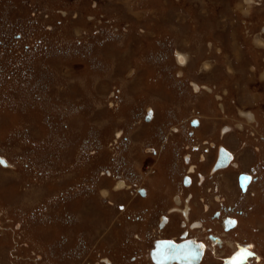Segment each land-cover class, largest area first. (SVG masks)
Instances as JSON below:
<instances>
[{
	"label": "rangeland",
	"instance_id": "rangeland-1",
	"mask_svg": "<svg viewBox=\"0 0 264 264\" xmlns=\"http://www.w3.org/2000/svg\"><path fill=\"white\" fill-rule=\"evenodd\" d=\"M263 75L264 0H0V264H149L182 231L179 212L156 226L180 192L207 229L218 210L240 222L201 264L241 245L264 264ZM218 145L239 170L210 173ZM190 166L206 179L183 189Z\"/></svg>",
	"mask_w": 264,
	"mask_h": 264
},
{
	"label": "flooded vegetation",
	"instance_id": "flooded-vegetation-1",
	"mask_svg": "<svg viewBox=\"0 0 264 264\" xmlns=\"http://www.w3.org/2000/svg\"><path fill=\"white\" fill-rule=\"evenodd\" d=\"M254 116V121L256 119L255 115ZM253 121V122H254ZM252 123V122H251ZM202 126L200 127H196V129L193 130L192 133H190L191 135L195 134V133H199L201 130ZM174 132H178L179 131L177 129H174ZM189 134V135H190ZM222 134L224 136H230L231 134V130L230 128H227L224 130V132H222ZM207 144H209V142H207ZM224 145H218L217 148V154H216V158L213 160L211 166H210V173L211 174H225L228 171L231 170V167L234 169H240V166L238 165L236 158L234 157V155L232 154L231 151L227 150L225 147H223ZM221 149H223V154H228L230 157V160L228 161V163L219 169H216V166L218 164L219 161V157H220V153H221ZM193 150L197 151V148H193ZM155 154V153H153ZM192 157L191 155H184L182 157V161L184 164L186 165H190L192 164L193 161H191ZM227 166V167H226ZM189 171L184 174L182 176L181 179V185L183 187V189H189L191 188V186L196 183L198 185H202L206 179L205 175L203 173L200 172H196L195 171V167H189ZM258 169H256L255 166L250 167L249 171H244V172H239L238 177H236L235 181L237 184V187L239 188L241 194H247L248 192L250 193L251 188L254 187V183H257L259 181L258 178ZM194 178H195V182H194ZM219 183H216V188L217 191L219 192V186H224L227 189V180L224 179V181H219ZM260 184V183H259ZM261 185V184H260ZM135 188V185H132ZM129 189V185H127L125 183V181H118L117 182V189H115L116 192H121ZM132 188V190H129V193L132 196H139L140 198H143L141 200H144L145 198H149V194L148 191L144 188V189H137L135 192V189ZM192 194V193H191ZM191 194H186V201L188 203H190L191 199H192V195ZM109 195V193H108ZM106 197H109V196ZM138 198V197H137ZM189 198V199H188ZM173 202H175L176 207L175 208H169L168 209V213L167 214H161V216L158 218V224L156 223L157 226V230L159 231L158 233L160 234L161 232L163 233L164 229L167 228L170 225L171 219L168 216L169 214H174L176 212L181 213V222H180V226L182 228V231L177 235V237H158V238H153V244H152V248L148 249L149 253L147 252V257H148V263L150 264H156L154 263V261L152 260V256H153V251L156 250V244L159 243H170V244H180L182 245V249L183 251H185L186 255L192 256V254L196 253L198 254V252L200 251V249H202V254H201V258L198 259L200 261H195L192 260L191 264H201L204 259L206 258V256L212 252V254L214 253L217 254V248H222L224 249V245H225V240L224 238H222V234H227L230 231H232L233 229L237 230L240 227V222L239 219L237 217H235L234 215H226L227 213L221 210L215 211L212 213L213 216V220H215L216 222L219 220L221 221V226L222 230L221 233L220 232H216L213 229H207L205 227V224L202 221L199 220H192V217L190 218V211L193 210L192 205L188 204L187 206H184L183 208H179L180 205H182L183 203V198L181 196V192L177 195V196H173ZM217 202H224L223 199L220 198V201ZM222 204V203H221ZM120 210H123L122 206H119ZM207 210H209V208H207ZM243 214V212H242ZM130 218V217H129ZM141 218V217H140ZM130 220H136L139 221V215L138 216H132V219L130 218ZM219 221L217 222L219 225ZM218 225V226H219ZM156 230V231H157ZM204 230L205 234L203 233L202 235L198 234L200 231ZM234 230V231H235ZM154 231V232H156ZM198 232V233H197ZM223 232V233H222ZM156 235V234H155ZM133 238H135L136 240H140L138 235L133 234ZM160 238V239H159ZM227 246L230 244H226ZM215 248V251L213 250ZM246 249L247 246L246 245H241L240 249L237 250L236 252H231L230 254H228L227 256H224L220 259V264H244V262L242 261V259L237 255V253H241L244 252L246 253ZM251 255L254 256V254L252 253ZM216 256V255H215ZM247 257V255H246ZM136 258H133V260H135ZM106 262L108 264H113L112 261L110 260H106ZM103 264H106L104 261H102ZM162 264V263H160ZM169 264H178V263H169Z\"/></svg>",
	"mask_w": 264,
	"mask_h": 264
},
{
	"label": "water",
	"instance_id": "water-1",
	"mask_svg": "<svg viewBox=\"0 0 264 264\" xmlns=\"http://www.w3.org/2000/svg\"><path fill=\"white\" fill-rule=\"evenodd\" d=\"M150 116H148L146 118V120H149ZM230 160V157L228 154H223L220 156L218 164L216 166V169L222 168L224 167L228 161ZM0 163L5 166L6 163L4 162V160H0ZM181 246H173V244L170 243H159L156 246V255L152 258V260L156 263V264H160L163 261V259H165L162 255L166 252V251H170V250H179ZM155 252V251H154ZM172 262H177L179 264H191V262H189L185 257H181V256H177L176 258H170L169 260H167L165 262V264H169Z\"/></svg>",
	"mask_w": 264,
	"mask_h": 264
},
{
	"label": "bare ground",
	"instance_id": "bare-ground-1",
	"mask_svg": "<svg viewBox=\"0 0 264 264\" xmlns=\"http://www.w3.org/2000/svg\"><path fill=\"white\" fill-rule=\"evenodd\" d=\"M246 3H248V4H250L251 2H246ZM178 62H179V64H181L182 66H185L187 63H188V58H187V56L186 55H182V54H180L179 56H178ZM263 78H264V75H263ZM195 88V87H194ZM195 90H197V89H195ZM242 116L243 117H245L249 122H253L254 120V116L251 114V113H249V114H243L242 113ZM5 163H6V167L7 166H9V164H8V162L5 160ZM227 167V166H226ZM106 195V194H105Z\"/></svg>",
	"mask_w": 264,
	"mask_h": 264
}]
</instances>
